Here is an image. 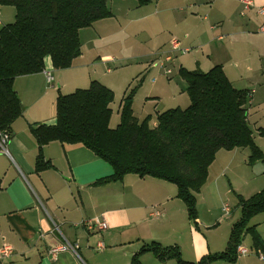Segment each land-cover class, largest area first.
Listing matches in <instances>:
<instances>
[{
	"label": "trees",
	"instance_id": "16d2710c",
	"mask_svg": "<svg viewBox=\"0 0 264 264\" xmlns=\"http://www.w3.org/2000/svg\"><path fill=\"white\" fill-rule=\"evenodd\" d=\"M109 0H0V6L15 9L13 22L0 26V131L10 134L11 123L21 113L12 81L16 76L40 72L48 56L53 69L68 68L80 55L79 30L111 15ZM145 5L150 0H136ZM179 72L186 82L189 104L184 109L168 108L156 114L155 125L148 117L140 120L132 111L133 90L119 102V122L109 126L113 91L97 80L86 88L58 93L55 122L31 127L38 152L37 172L49 167L41 147L50 141L81 143L111 167V174L93 184L121 181L128 173L173 183L176 196L187 214L196 220L195 193L203 185L208 166L219 149L248 148L250 159H264L255 144L247 102L250 92L235 88L220 65L207 71L198 68ZM241 216L229 234L225 250L188 262L177 246L144 243L129 264H141L139 254L152 252L158 259L173 258L177 264H207L212 258L237 259L236 247L244 234L251 236V247L264 258V241L250 216L264 210V188L244 200L239 199Z\"/></svg>",
	"mask_w": 264,
	"mask_h": 264
},
{
	"label": "rangeland",
	"instance_id": "374dc122",
	"mask_svg": "<svg viewBox=\"0 0 264 264\" xmlns=\"http://www.w3.org/2000/svg\"><path fill=\"white\" fill-rule=\"evenodd\" d=\"M194 1L199 5L197 18L193 25L187 26L179 23L182 19L175 21L174 14L178 13V6H186L188 0H150L145 5H138L136 0H109L111 15L94 21L78 33L80 55L72 60L70 67L53 69L49 57L44 58L45 70L51 71L54 91L57 93L59 86V92L67 94L75 88H86L92 79L111 88L109 126L114 128L119 122V102L133 90V114L140 120L148 117L149 124L155 125L157 113L174 107L184 109L189 104L180 68L207 71L220 65L235 88L254 91L246 105L247 114L253 140L264 153V135L257 131L264 125V120L258 118L264 112L260 103L264 105V88H257L264 85V34L257 31L256 25L244 26L245 11L240 14L242 3ZM0 17L2 25L13 22L14 7L0 6ZM216 20L223 22L209 29ZM219 34L223 35L222 39L217 38ZM172 39L179 40L181 47H188L189 51L171 52L173 59L166 65L171 72L165 74L157 62L170 50ZM160 55L162 57H158ZM250 154L248 148L216 151L206 179L195 193L197 223L189 218L184 203L175 195L176 186L164 182L174 194L172 217L181 223V232L183 229L182 238L172 245L179 248L182 258L196 262L225 250L231 227L241 216L239 199L246 200L264 188V159L251 160ZM225 206L230 208L227 216H223L221 210ZM166 224V233L172 237L174 233L169 223ZM253 224L264 238V210L248 218L247 225ZM188 227L199 234L197 254L193 245H189ZM242 238L241 244L249 250L250 258L254 257L250 234ZM245 257H241L242 260ZM207 264H237V260L212 258Z\"/></svg>",
	"mask_w": 264,
	"mask_h": 264
},
{
	"label": "crops",
	"instance_id": "0c3cea01",
	"mask_svg": "<svg viewBox=\"0 0 264 264\" xmlns=\"http://www.w3.org/2000/svg\"><path fill=\"white\" fill-rule=\"evenodd\" d=\"M251 1L254 6L245 10L244 26L253 24L258 28L264 18L256 13V7L264 6V0ZM197 7L194 0H188L186 6L179 5L174 20L193 25ZM219 22L223 21L216 20L209 29L218 27ZM217 38L222 39L223 35ZM48 62L51 64L50 58ZM52 81L48 82L42 71L16 76L12 81L21 113L11 123L8 154L0 152V248L11 247L10 254L0 258V264H129L144 243L177 244L183 229L181 232V223L172 217L174 194L165 181L128 173L121 181L93 184L111 174L112 167L81 143L56 140L41 147L49 167L35 170L38 147L31 127L55 122V100L60 92L58 86L55 93ZM257 88L263 89L264 85ZM246 90L249 97L254 92ZM258 118L263 122L264 112ZM257 131L264 135V125ZM222 212L227 216L230 208ZM95 218L105 221L106 228L86 226V221L93 223ZM166 223L174 233L172 237L166 233ZM250 226L255 228L256 224ZM188 228L189 245L197 254L199 234ZM98 243L103 247L98 249ZM61 244L69 246L59 248L51 256L49 250ZM250 250L254 257L250 258L248 250L237 257V264H264L262 253L252 247ZM243 256L247 257L242 260ZM139 259L141 264H177L173 258L158 259L150 251H142ZM182 259L191 262L186 257Z\"/></svg>",
	"mask_w": 264,
	"mask_h": 264
},
{
	"label": "built area",
	"instance_id": "2783aa9c",
	"mask_svg": "<svg viewBox=\"0 0 264 264\" xmlns=\"http://www.w3.org/2000/svg\"><path fill=\"white\" fill-rule=\"evenodd\" d=\"M242 3V7H243V12L241 11V14L244 13L245 10L250 9L253 5V2L251 0H239ZM256 13H258L259 15H261L264 18V6H257L256 7ZM258 32H264V21L259 25V27L257 28ZM175 51H180V52H188L189 48L188 47H181V44L179 42V40L177 39H172L170 41V50L164 52L162 55L158 56V57H162L161 60H159L157 62V65L163 69L165 74H168L171 72V70L166 66L170 61H172V55L170 54L171 52H175ZM107 70H109V68H107ZM42 72L44 73L46 80L48 82L52 81V75H51V71H46V70H42ZM10 138V134L7 131H0V152L1 153H5L8 154V150H7V143L9 141ZM223 211H227L228 207L225 206L222 208ZM157 214V213H155ZM86 226L89 228H92L93 226H96L99 229H105L106 228V223L105 221L99 219V218H95L93 223H89L88 221L85 222ZM69 245L66 244H61L57 247L51 248L49 250V253L51 256H53L56 251L59 248H65ZM98 249L103 247L102 243H98L97 245ZM11 252V247L9 245H4L0 248V258H5L7 257ZM248 252V250L240 243L237 245L236 247V254L237 257L244 255Z\"/></svg>",
	"mask_w": 264,
	"mask_h": 264
}]
</instances>
